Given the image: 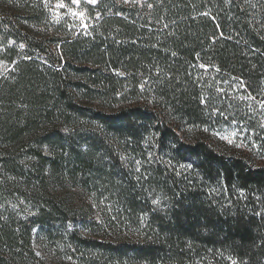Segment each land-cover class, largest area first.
<instances>
[{"label": "trees", "instance_id": "trees-1", "mask_svg": "<svg viewBox=\"0 0 264 264\" xmlns=\"http://www.w3.org/2000/svg\"><path fill=\"white\" fill-rule=\"evenodd\" d=\"M86 7L88 34L56 28L47 42L29 27L35 12L22 22L0 12V264H47L33 229L74 219L32 181L31 158L109 197L119 208L107 222L139 232L121 242L76 232L74 250L99 243L136 264H264V122L235 112L236 142L211 134L215 110L231 106L221 86L239 84L264 111V0Z\"/></svg>", "mask_w": 264, "mask_h": 264}, {"label": "rangeland", "instance_id": "rangeland-1", "mask_svg": "<svg viewBox=\"0 0 264 264\" xmlns=\"http://www.w3.org/2000/svg\"><path fill=\"white\" fill-rule=\"evenodd\" d=\"M59 2L61 0H0V12H6L4 14L18 22L25 20L28 16L27 13L35 12L36 21L29 27L33 28L35 32H39V36H44L46 42L56 28L75 31L76 33L84 30L81 27L80 19L68 14L67 7L85 12V22L88 24V29L95 24V20L88 15L86 7L88 4H85L83 0H81V4L78 7L72 5L71 1L62 0L67 6L62 9L56 8ZM98 3L99 0L94 6ZM96 12L95 18L100 17L101 13L98 9H96ZM22 24H26V22ZM20 56L23 59H35L41 63L48 64L45 59L37 54L23 53ZM2 58L5 57L0 55V59ZM12 67L13 65H8L1 74L10 71ZM219 92L223 94V99L231 106L221 113L218 109L215 110L214 118L218 125L211 130V134L218 143L223 141L232 143L240 138V130L233 127V124L237 123L236 120L240 118L235 116V112H245L251 117L258 116L264 122V111L261 104L255 102L257 105H254V101L243 93L239 84H234L231 88L221 86L219 87ZM243 99H247L248 105L242 104ZM62 126V124H56V127ZM47 156L51 157V153L47 152ZM24 162L26 163L25 166L32 170V181L37 186L44 184L47 187L49 197L54 202L69 208L74 217L73 220L66 221L65 227L62 229L56 227L49 231L47 227L42 226H37L33 229L35 248L47 264H136L132 260L127 259L125 253L117 255L116 252L108 251V248L102 249L99 243L97 245L98 249L91 248L89 250H74L70 244V238L76 232L92 239H98L100 242H112L114 240L121 242L125 241L129 236L138 237L139 232L132 224L116 221V223L114 222L115 224L112 223L111 225L107 222L111 217L117 218L119 204L107 196L100 198L98 193L74 183L71 174L66 172L65 167L55 171L49 165L43 167L34 158L30 160L24 159ZM40 169L43 170L40 172ZM22 181L26 182L24 179ZM95 221L99 224L94 223ZM99 258L101 261H98Z\"/></svg>", "mask_w": 264, "mask_h": 264}, {"label": "snow or ice", "instance_id": "snow-or-ice-1", "mask_svg": "<svg viewBox=\"0 0 264 264\" xmlns=\"http://www.w3.org/2000/svg\"><path fill=\"white\" fill-rule=\"evenodd\" d=\"M83 2L85 4H92V5H94L97 2V0H83ZM71 4L78 7L81 4V0H71ZM65 7H67V6L62 2V0H61V2L57 3V5H56V8H58V9H62V8H65ZM149 7H151V5H149ZM67 12L71 16L80 19V21H81V27L84 29L85 34H88L87 33L88 24L85 22V18H86L85 12L84 11L75 10L72 7H67ZM5 68H6V66H5ZM140 87L143 88L144 85L141 84ZM233 135H235V133H233ZM225 139H226V137H225ZM232 264H236V262L233 261Z\"/></svg>", "mask_w": 264, "mask_h": 264}]
</instances>
